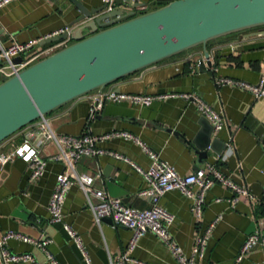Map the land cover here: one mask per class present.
I'll use <instances>...</instances> for the list:
<instances>
[{"label":"crops","instance_id":"crops-1","mask_svg":"<svg viewBox=\"0 0 264 264\" xmlns=\"http://www.w3.org/2000/svg\"><path fill=\"white\" fill-rule=\"evenodd\" d=\"M82 1L88 7L103 4L101 0ZM164 1L131 0L132 5L127 8L140 14L161 6ZM78 14L70 0H13L0 7V41L4 45L12 40L24 42L67 26L69 35L74 34L81 25L72 23ZM252 31L259 33L249 34ZM261 31L264 27L209 41L207 48L211 55L223 54L219 56L220 63L213 64L211 69L206 66L202 47L196 46L105 87L124 93L163 96L150 105L107 102L96 117L89 119V103L84 95L46 115L59 134L103 135L114 130L127 131L180 174H190L207 163H215L225 176L244 185L250 197L238 195L232 202L230 199L235 193L215 183L205 193L198 221L190 210L191 200L179 191H168L159 198V205L174 215L169 231L186 254L190 253L194 237L217 218L204 256L196 264H264V251L256 245L236 261L249 234L264 235V97L255 98L249 91L216 84L220 77L257 83L264 73V33ZM82 33L87 34L88 29H83ZM182 93L196 94L215 110L222 111L226 125L219 131H209L208 119L198 111L195 102L183 98ZM34 136L33 125L29 124L1 141L0 152L12 151L26 138ZM208 138L214 141L219 154L229 142L234 147L233 153L219 160L217 153L208 150L207 157L199 161L197 146H203ZM98 147L108 153L81 156L74 163V172L90 177L91 183L83 190L74 182L67 190L62 207L63 223L80 237L90 264H176L169 249L154 233L147 232L127 251L130 229L114 225L107 218L99 223L94 220L89 205L97 201L94 190H103L131 207L147 206L139 195L146 184L142 175L109 153L127 157L144 170L150 165L148 155L131 140L110 136L100 140ZM47 149L54 150L52 146ZM64 170L68 169L62 162L47 160L44 174L30 181L28 164L22 159L16 157L0 166V235L12 230L33 239H50L43 249L10 238L6 242L10 251L31 253L39 264H51L47 253L59 264H86L63 223L49 220L48 200L56 175ZM123 254L128 259L118 260Z\"/></svg>","mask_w":264,"mask_h":264},{"label":"built area","instance_id":"built-area-1","mask_svg":"<svg viewBox=\"0 0 264 264\" xmlns=\"http://www.w3.org/2000/svg\"><path fill=\"white\" fill-rule=\"evenodd\" d=\"M11 1L13 0H0V7ZM101 1L106 4V9L108 11L115 7V0ZM140 8L143 9L144 7L142 6ZM62 33L69 35V27H63L47 35L29 39L24 42L12 40L4 45L0 41V80L2 81L17 74L29 64L66 45L68 38L45 45L38 44L42 39ZM15 58H20V60L16 62L14 61ZM216 84L217 86L229 85L249 91L255 98L264 97V73L260 75L255 84L227 77L216 79ZM181 96L195 102L198 111L208 119L214 131H219L226 125L224 113L215 110L198 95L193 93H182ZM86 97L89 103L88 118L93 119L107 102L128 101L134 105H150L153 100L163 96L124 93L113 89H105L104 87L103 89L94 90L86 94ZM31 124L33 125L35 133L34 138H26L23 143L12 151L0 152V166L18 157L28 164L29 180L34 181L44 174L47 160L59 161L65 165V168L68 170H64L56 175L55 186L47 204L49 220L52 223H63L62 207L69 187L76 182L85 190L86 186L91 183L92 179L90 177L78 175L74 172V163L81 156H99L108 153L98 147V142L100 140L110 136L122 137L126 140L135 142L148 155L150 165L144 170L130 161L127 157L118 153H109L117 159L124 160L142 175L146 184L140 189L139 195L147 202L146 207L139 209L128 206L119 198L112 197L100 189L93 191L97 201L89 204L94 220L97 223L104 218H109L114 225L124 226L131 230L127 251H131L135 247L140 237L147 232H152L169 249L176 264H196L197 261L204 256L207 242L217 218L210 222L203 231L199 232L194 237L190 253L186 254L180 245L173 239L169 231V227L174 221V215L159 205V198L168 191H179L182 195L191 200L190 210L198 221L202 216L205 193L215 183H220L230 188L235 193L230 199L232 202L237 200L238 195L250 197L244 185L238 184L225 176L215 163H207L205 167L198 168L190 174H180L172 165L162 160L156 151L149 148L136 135L127 131L114 130L103 135H94L91 133H83L81 135L59 134L46 116L38 118ZM48 146H52L54 150L49 151L47 149ZM225 147L224 152L218 154L219 160H224L227 155L233 153L234 147L230 142L227 143ZM63 228L74 241L84 262L90 264L86 250L76 231L66 223H63ZM10 238L19 239L43 249H46V246L50 242L48 238L40 240L33 239L19 232L7 230L0 235V264H14L20 262L39 264L31 253H15L10 251L6 246V242ZM255 245L260 246L264 251V235L258 232L249 234L240 248L236 261H240L243 255ZM47 258L51 264H59L50 253H47ZM117 259L126 260L128 257L126 254H123L118 256Z\"/></svg>","mask_w":264,"mask_h":264},{"label":"water","instance_id":"water-1","mask_svg":"<svg viewBox=\"0 0 264 264\" xmlns=\"http://www.w3.org/2000/svg\"><path fill=\"white\" fill-rule=\"evenodd\" d=\"M70 1L79 12L72 22L81 24L76 32L38 44L71 42L0 82V142L70 101L190 48L201 46L211 69L223 54L211 55L209 41L264 27V0H170L140 14L127 8L131 0H115L109 11L105 3ZM213 143L208 138L197 146L199 161L208 150L220 153Z\"/></svg>","mask_w":264,"mask_h":264},{"label":"trees","instance_id":"trees-1","mask_svg":"<svg viewBox=\"0 0 264 264\" xmlns=\"http://www.w3.org/2000/svg\"><path fill=\"white\" fill-rule=\"evenodd\" d=\"M169 1H170V0H165V1H164V4H166V3L169 2ZM164 4H162V5H164ZM162 5H161V6H162Z\"/></svg>","mask_w":264,"mask_h":264},{"label":"rangeland","instance_id":"rangeland-1","mask_svg":"<svg viewBox=\"0 0 264 264\" xmlns=\"http://www.w3.org/2000/svg\"><path fill=\"white\" fill-rule=\"evenodd\" d=\"M0 82H1V80H0Z\"/></svg>","mask_w":264,"mask_h":264}]
</instances>
